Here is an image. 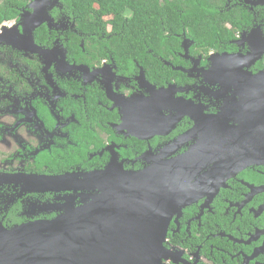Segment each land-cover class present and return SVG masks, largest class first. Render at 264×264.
<instances>
[{"label":"flooded vegetation","instance_id":"1","mask_svg":"<svg viewBox=\"0 0 264 264\" xmlns=\"http://www.w3.org/2000/svg\"><path fill=\"white\" fill-rule=\"evenodd\" d=\"M39 2L0 0L5 229L54 221L105 187L115 197L128 173L241 124L244 83L264 70V0H96L90 14L51 0L31 30ZM110 204L97 212L119 226L123 204ZM163 245L160 264H264V164L174 211Z\"/></svg>","mask_w":264,"mask_h":264},{"label":"water","instance_id":"2","mask_svg":"<svg viewBox=\"0 0 264 264\" xmlns=\"http://www.w3.org/2000/svg\"><path fill=\"white\" fill-rule=\"evenodd\" d=\"M49 1L40 0L31 30L45 21ZM244 88L241 124H228L224 129L212 125L206 148L203 140L197 149L174 160L128 173L116 181L115 197L109 195L113 188L105 187L101 196L54 221L14 230L0 224V264H160L174 211L206 191L216 193L240 170L264 164V70L244 83ZM214 120L223 124L219 116ZM193 157L197 161L190 163ZM113 198L123 204V219L117 221L119 226H106L109 213L97 212V208H112ZM114 215L119 216L118 212Z\"/></svg>","mask_w":264,"mask_h":264},{"label":"trees","instance_id":"3","mask_svg":"<svg viewBox=\"0 0 264 264\" xmlns=\"http://www.w3.org/2000/svg\"><path fill=\"white\" fill-rule=\"evenodd\" d=\"M93 1H96V0H82L83 2V9H84V12L85 14H90L93 10L92 6H93ZM100 2V0H97ZM206 1L208 0H203V3H205ZM89 4V5H88ZM206 9L202 6L201 9H196L195 11H193V13H196L198 15H201V14H206Z\"/></svg>","mask_w":264,"mask_h":264}]
</instances>
